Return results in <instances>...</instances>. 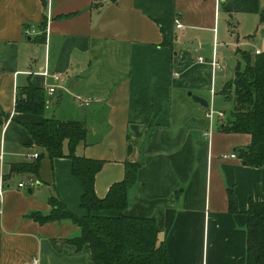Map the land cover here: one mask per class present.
Listing matches in <instances>:
<instances>
[{"label": "crops", "instance_id": "obj_1", "mask_svg": "<svg viewBox=\"0 0 264 264\" xmlns=\"http://www.w3.org/2000/svg\"><path fill=\"white\" fill-rule=\"evenodd\" d=\"M215 48L222 71L211 65ZM238 50L264 53V0H0V264H93L88 246L70 242L81 235L76 224L33 218L52 212L51 197L88 215L71 160H51L28 132L48 118L84 122L76 153L104 162L100 199L127 163L141 164L127 208L105 215L155 220L173 264H246V212L251 196L264 201V168L239 158L250 135L225 133V117L207 116L232 108L220 92L236 70L224 56ZM29 86L44 91L42 115L16 111ZM231 153L238 158H222ZM34 154L38 177L12 171ZM30 178L36 187H18Z\"/></svg>", "mask_w": 264, "mask_h": 264}, {"label": "trees", "instance_id": "obj_2", "mask_svg": "<svg viewBox=\"0 0 264 264\" xmlns=\"http://www.w3.org/2000/svg\"><path fill=\"white\" fill-rule=\"evenodd\" d=\"M239 55L245 62L244 68L238 66L234 78L225 83L220 92L232 104L221 130L229 134L250 135L251 143L239 150V158L249 167L264 168V53L257 55L239 51ZM45 106L44 91L29 86L20 91L16 111L42 115ZM27 129L34 144L44 149L51 160L65 157L71 160L72 173L83 186L81 207L88 212L87 216L77 217L59 197H51L52 212L47 216L34 215L36 221L45 224L70 220L76 224L81 235L70 242L79 252L88 246L93 264H173L165 243L159 237L155 220L104 214L127 208L128 193L137 182L141 164L127 163L124 179L113 184L106 197L100 199L96 194L95 181L104 162L76 153L87 137L84 122L48 118ZM65 145L68 152H65ZM41 159L39 156L32 164L13 165L12 171L38 177ZM229 211L238 212L231 190ZM246 214V264H264V201H255L251 196Z\"/></svg>", "mask_w": 264, "mask_h": 264}, {"label": "built area", "instance_id": "obj_3", "mask_svg": "<svg viewBox=\"0 0 264 264\" xmlns=\"http://www.w3.org/2000/svg\"><path fill=\"white\" fill-rule=\"evenodd\" d=\"M176 28L177 29L183 28L182 22L179 19L176 20ZM31 32H32L31 29L26 30L27 35H30ZM255 54L258 55V54H261V52L256 51ZM198 61L201 63L205 62V60L203 58H199ZM211 65H212V68L214 71H222L225 68V64L219 59V57L217 55L216 48H215L214 53H213ZM42 75L47 76L48 71H45L44 73H42ZM53 78L58 83L62 82V80H63L61 75H54ZM56 88L57 87H50L49 88L50 95H53L56 92V90H57ZM213 94H214V92H213ZM80 100H81L83 106H88L90 104L89 101L82 100V99H80ZM207 116H208V118L213 120L216 117L222 119L225 117V114L223 112H216V111L210 110V112L207 114ZM205 136H209V133H205ZM38 157H39L38 154H34L32 156V159L36 160V159H38ZM222 158L223 159H237L238 156L236 153H231L230 155H222ZM36 186H37V181L34 178H30V179L26 180L25 182L19 183V185H18L19 188H27V187L34 188ZM2 194H3V191L1 189L0 196H2ZM1 214H2V207H0V215ZM34 263L37 264L38 260H35Z\"/></svg>", "mask_w": 264, "mask_h": 264}, {"label": "rangeland", "instance_id": "obj_4", "mask_svg": "<svg viewBox=\"0 0 264 264\" xmlns=\"http://www.w3.org/2000/svg\"><path fill=\"white\" fill-rule=\"evenodd\" d=\"M224 41L223 39H221L220 42ZM239 51H242V50H238V54H239ZM224 61L226 62V65L228 66L229 69H231L232 71L234 69H236L238 66H240L241 68H244L245 66V62L243 60V58L240 56V55H237V56H234V57H231V56H224ZM231 112V109L227 110V113L229 114ZM227 115L225 116V119H227Z\"/></svg>", "mask_w": 264, "mask_h": 264}, {"label": "water", "instance_id": "obj_5", "mask_svg": "<svg viewBox=\"0 0 264 264\" xmlns=\"http://www.w3.org/2000/svg\"><path fill=\"white\" fill-rule=\"evenodd\" d=\"M183 47H184L185 49H194L193 45H191V44H189V45H184ZM190 96L192 97V99H193L195 102L199 103L202 107H204V108H209V102H208L206 99L201 98V97L196 96V95H192V94H190Z\"/></svg>", "mask_w": 264, "mask_h": 264}]
</instances>
